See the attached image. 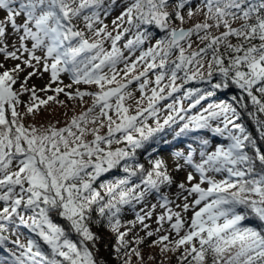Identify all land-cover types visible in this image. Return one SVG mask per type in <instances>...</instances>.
<instances>
[{"label": "snow or ice", "instance_id": "6c2138e0", "mask_svg": "<svg viewBox=\"0 0 264 264\" xmlns=\"http://www.w3.org/2000/svg\"><path fill=\"white\" fill-rule=\"evenodd\" d=\"M116 4L117 0H108L107 3L106 0H0V11L5 13L0 18V55L5 59L22 60L29 68H35L32 61L39 64L43 59L44 71H51L53 83L59 73L69 72L75 83L96 84L100 89L95 93L77 90L75 96L65 93L70 99L94 97L92 107L73 116L68 126L27 128L18 111V105L22 103L20 96L30 94L25 115L34 114L41 105L55 101L56 96L41 99L34 86H27L28 79L35 72L25 77L19 90H14L13 85L23 71L20 64L0 72V249L7 252L0 257V264H100L93 251L100 237L92 231L90 223L99 225L102 221L116 235L114 250L119 259L122 250L128 248L129 242L125 238L131 231V227L121 231L126 227L119 218L122 206L132 205L134 201L139 203L150 193H156L162 201L161 207L167 210L166 215L159 216V221L161 224L165 220L170 222L171 231L177 237L169 241V235H164L154 242L163 245L160 248L162 254L183 248L180 264L185 261L187 264H207L209 257L211 264H264V151L245 126L237 122L241 118L238 108H248L244 98L233 96L231 99L235 103L209 104L203 112L186 120L181 115L186 112L183 99L174 101L167 105L170 114L163 124L158 118L160 109L156 107L159 101L179 91L176 85L178 72H184L186 82L195 79L211 81L213 73L218 72L221 80L212 85L213 89L235 84L247 94L254 107L248 115L255 122L259 139L264 141V119L261 118L264 114V0H203L196 12L206 9L205 21L187 29L174 27L173 23H185L186 8L189 19L196 14L189 0H132L113 21L116 32L113 36L107 25H96L102 23L101 13L107 15ZM77 20H82L84 28L94 37L110 38L112 50L106 52L101 39L90 40L75 23ZM208 20L214 23H208ZM237 21L240 22L239 27H234ZM125 23L129 27H124ZM143 25H154L166 31L167 36L129 63L117 42L135 28L134 39L128 40L125 47L133 50L143 44L147 38V30L140 31ZM213 27H222L224 31L213 35L210 32ZM11 34L20 41V46L13 45L12 50L7 42ZM194 35L204 46L186 55L181 41L191 49V37ZM230 38H236L237 43H232ZM28 42H31V47H28ZM173 49L179 50V56L178 62L172 61L170 83L161 86L166 72L156 75L157 87L151 89L147 107H140L142 97L136 101V113L130 114L131 108L125 104L126 99L132 98V93L125 91L128 85L144 77L139 84L143 93L149 83L148 71L167 69ZM37 50L44 52L43 58L36 55ZM18 52L27 53L29 58L22 59ZM209 53L211 59L205 65ZM149 57L151 62L138 75L126 82L117 79L120 73L116 66L121 60L125 64L124 77H127L136 71L140 61ZM157 57L159 63L156 62ZM48 60H51L50 64ZM0 68H4L3 63H0ZM105 68L111 75L104 72ZM112 84L116 86L105 90L106 85ZM50 88L51 85H47L40 91ZM165 89H170L167 95H163ZM51 90L57 95L64 92L62 87ZM214 95L215 91L188 89L185 98L191 101L189 109H192ZM97 108L98 113L90 115ZM110 112H114L117 119H113ZM146 112L156 118L155 128L140 121ZM178 120L185 122L176 132L177 136L210 129L230 141L227 146H217L213 152H200L201 162L194 164L201 177L200 183L190 188L184 183L177 185L180 191L176 197L185 201V211L189 208L188 197H196L193 205L198 206V210L194 211L187 228L181 214L168 207L172 201L161 190L162 186L175 183L163 160H155L151 171L147 172L142 164L131 166L125 163L123 170L127 176L114 184L102 185L106 189L107 200L93 187L97 176L118 166L122 160L133 158L144 141ZM98 122V127L88 128L89 124ZM105 126L107 136L100 134V129ZM116 133H122L120 139H115ZM88 134L94 137L91 141L86 140ZM114 142H126L127 147L111 151L101 146L110 148ZM201 144L207 146L209 141L203 139ZM248 148L252 154L246 151ZM194 151L192 149L186 157V163L190 165L193 164ZM176 155L183 156V153L177 152ZM179 167L177 165V170ZM89 168L93 171H86ZM210 171L227 175L216 180L208 175ZM138 174L140 183L133 184L131 177ZM193 179L189 173L187 180L191 182ZM203 183L209 186L204 188L201 186ZM93 206L98 217L95 221L92 219ZM146 215L151 216V212ZM54 217L62 218L64 223L56 222ZM250 218L258 221V226H245L244 222ZM144 221L145 215L137 214L136 220L128 223L135 227L139 222L147 228ZM21 226L35 233L50 251L46 252L36 239H28L27 243L19 237L10 239ZM72 233L79 237L77 241L70 238ZM147 235L152 236L153 232L148 231ZM165 241H169L172 247ZM142 242V239L136 240V243ZM9 244L14 248L8 247ZM133 254L143 259L141 253L132 248L123 252L128 257L123 264H131Z\"/></svg>", "mask_w": 264, "mask_h": 264}, {"label": "rangeland", "instance_id": "374dc122", "mask_svg": "<svg viewBox=\"0 0 264 264\" xmlns=\"http://www.w3.org/2000/svg\"><path fill=\"white\" fill-rule=\"evenodd\" d=\"M108 0H106V3ZM203 0H189V4L194 12H196V9L202 5ZM132 3V0H117V4L114 5L111 9V11L105 15L103 12L101 13L100 19L102 23L97 24L96 27H103L104 25H107V30L111 31L113 33V36L116 34L114 31L115 26L113 25V21L116 20L118 16L121 15V13L126 9V7ZM171 10V9H170ZM205 12L206 9L200 12H196V14L189 19L187 17V8L184 10L185 14V23L180 24L179 21H174L173 26L174 27H183L185 29L192 27L196 23H203L206 19L205 17ZM5 13L3 11H0V18H3ZM77 23L78 27L80 29H83L86 32L87 37L90 40L94 39H101L102 40V45L103 48L106 52H110L112 50V42L110 38L107 37H94L91 32H89L87 29L84 28V23L82 20H77L75 21ZM208 23H214L211 20H208ZM240 22L237 21L233 24L234 27H239ZM124 27H129L126 23L123 25ZM148 25H143L140 28V31H145V27ZM161 31V38L157 36H152L147 33V38L145 39L143 44L137 45L134 47L133 50H130L129 48L125 47L127 44L128 40L134 39V36L137 32V29L131 28L130 31L126 34H124L121 38L120 41L117 42V47L120 49V51L123 53V57L127 59L129 63L132 61H135L137 57L141 55L142 52H145L148 50L150 47H154L156 45V42L165 36H167L166 31ZM224 31V29L221 27L220 29H216L213 27L210 29V32L213 35H219L220 32ZM9 33H11V29L9 28ZM203 35V33H201ZM232 43H237L236 38H230ZM191 40L193 41V47L189 49L187 47V43L185 41H181V44L185 48V54L188 55L191 51L193 50H198L199 47H203L204 44H202L197 36L191 37ZM8 44L10 50H12L13 45L15 47L20 46V41L14 34L9 35L8 38ZM258 43V41H256ZM28 47H31V42H28ZM18 55L22 56V59H27L28 54L27 53H17ZM36 55L41 56L42 58L44 57V52L41 50H37ZM90 55V54H89ZM179 56V50L178 49H173L171 56L168 58V70L167 69H151L147 73V79L149 81L147 87L145 88L144 92L142 93L139 89V84L143 82L145 79L144 77H141L140 81H135L131 84L128 85L127 89L125 91L131 92L132 93V98L131 99H126L125 104L126 106H130L131 112L130 114H135L136 109H137V104L136 101L141 100L143 97L142 104L140 107L146 108L148 105V100L147 97L151 95V89L153 87H157L155 84V78L156 75H158L160 72L164 71L167 74L165 75V79L161 82V86L164 84L170 83L169 76H170V69L172 67V61H177V58ZM211 59V53L205 58V65H207L208 61ZM151 62V58H147V60L140 61L137 64V69L134 73H130L127 77H124V68L125 64L124 61L121 60L117 66L116 70L120 73V75L117 77L118 80H121V82H126L128 79H131L132 76L138 75L141 71L144 70V68L147 66V63ZM157 63H159V57H157ZM0 63L4 64V68H0V72L4 71L5 69H12L14 68L17 64L21 65V68H23V71L19 73L17 83L13 85L14 90H19L21 88V84L25 80V77L28 76L29 73L35 72V75L31 76V78L28 79L27 81V86L29 88H32L33 86L37 90V95L41 99H46L47 96H56L55 101H49L47 105H41L39 107V110L36 111L34 114H29L25 115V106L29 102V93H24L20 96V100L22 103L18 105V111L21 113V122L24 124L25 127L31 128L32 126H35L38 129H44L48 128L50 126H54L56 128H64L68 126L71 122V119L73 116H78L82 112L87 111L88 108L92 107L93 103V96H85L83 99H80L78 96L74 99H70L68 95L65 93H71L73 96H75L77 90L80 92H91L95 93L98 92L99 86L96 84H85L83 82L77 84L74 82L71 73L69 72H61L59 73L58 79L56 82H52L51 80V71H44V60L42 59L39 64H37L36 61H32V63L35 65V68H29L26 65L23 64L22 60H12V59H5L3 55H0ZM47 63H51V60H48ZM104 72L108 73L111 75V72L108 68L104 69ZM206 73V71H205ZM15 75V74H14ZM178 79L176 80V85L179 86L180 82L184 79V72H178ZM185 80V79H184ZM74 83V85H72ZM51 85V88L48 91H40V89L45 88V86ZM115 84L112 85H106L105 90L109 87H115ZM57 87H62L64 88V92L59 93L58 95L52 91L51 89H55ZM169 89H165V93H167ZM178 92V91H177ZM167 95V94H166ZM183 99V105L184 108L186 109L185 113H182L181 115L185 116V120L187 117L197 115L205 108H207V104L201 107V109H197L194 111L195 108L189 109V104L191 103L190 100L186 99L185 96H182L181 94H174L170 97H168L165 100L159 101L156 105L157 108L160 109L158 113V118L162 124L164 119L169 113V110L167 109L168 104H172L174 101H179ZM62 102V103H60ZM113 103H115V98L112 100ZM99 109L97 108L95 112H93L90 115H96L98 113ZM110 115L113 116V119H117L115 116L114 112H110ZM174 115V113H173ZM145 117L147 119L145 120ZM140 121H144L147 125L155 128L156 127V118L149 116V114L146 112L144 116L140 117ZM117 122H119L117 120ZM106 124V122H105ZM99 122L96 125H88V128L91 129L92 127H98ZM115 127V125H113ZM75 130V129H74ZM107 126L103 127L100 129V134L107 136ZM122 136V133H116L115 134V139H120ZM94 137L90 134L86 135V140L91 141ZM229 142H214L210 143L209 146L206 148L198 149V151L193 152V164H188L186 163V157L188 153L191 151L189 148H183L180 153H183V156H177L176 153H167L162 157L161 160L164 161L167 171L169 174L173 177L175 183L171 186H162V192L168 195L169 199L172 201L171 204H169L168 207L172 209L173 212H179L181 214V217L185 221V228H187L188 224L190 223L194 211L198 210V206L193 205V201L196 198L195 195L189 196L188 200L186 201L189 204V208L187 211L183 209V204L185 201L183 198L177 199L176 194L180 190L178 189L177 185L179 183H184L185 187L190 188L193 184L200 183L201 177L200 174L195 170L194 164L201 162V156L200 152L201 151H206V152H213L216 150L217 146L219 145H224L227 146ZM104 147L106 150H111L115 151L116 149L119 148H126V142H121V143H113L110 148L107 145H101ZM185 155V156H184ZM95 160V157H93ZM122 162V161H121ZM177 165H179V170H177ZM86 171H93V169L89 168ZM191 173L194 179L189 182L187 180L188 174ZM208 175L216 180H221L224 179L227 175V173H215V172H208ZM87 179V177H85ZM124 177L120 178L123 179ZM120 179H107L105 183L102 185H108V184H114L116 181ZM133 184H139V182H132ZM100 186V189H96L100 191L101 195L106 197L107 200V193L106 189L104 187ZM131 184L129 185V187ZM204 188H207L209 185L207 183H203L201 185ZM184 195H187V193H184ZM2 204V202H0ZM162 201L159 199V196L156 193H150L145 196V198L137 203L133 202L132 205H124L122 206V211L119 214V218L121 220L122 225H125L126 227H122L121 231L127 230L128 227H131V231L128 234L134 235V240L136 238H140L142 240H145L146 242H151L149 246H147L144 249V255L143 259L141 260L139 257H137V260L135 264H178L179 263V257L181 256L183 252V248H181L177 252H167V253H161L160 247L158 245H155L154 242L158 240L161 236L164 235H169V241H172L176 239V234L174 231H171L170 227V222L165 220L162 224L159 221V216L160 215H166V209L161 207ZM153 205H155V208H153ZM151 212V216H147L146 213ZM137 214L140 215H145V221L144 223L148 226L145 228L143 225H141L139 222L136 223L135 227H132L128 222L129 221H134L136 220ZM174 222V220H173ZM151 231L153 232L152 236H148L147 232ZM181 235H183V231L181 232ZM19 239L26 243L27 238L21 234H13V240ZM169 241H165L166 244L169 245V247H172L171 243ZM130 246V244H129ZM128 246V247H129ZM130 248V247H129ZM150 257H154V259H149ZM207 264H211V257H209Z\"/></svg>", "mask_w": 264, "mask_h": 264}, {"label": "trees", "instance_id": "16d2710c", "mask_svg": "<svg viewBox=\"0 0 264 264\" xmlns=\"http://www.w3.org/2000/svg\"><path fill=\"white\" fill-rule=\"evenodd\" d=\"M145 30H147V33L152 36H157L161 38V31L159 28H157L154 25H148L145 27ZM221 51L223 52V48H221ZM227 63V60H226ZM160 69V68H158ZM161 70V69H160ZM168 70V69H167ZM206 76V73H205ZM221 80V76L218 72L213 73V77L211 81L208 79H195L191 81H185L184 79L179 86V91L173 93L174 94H181L182 96H185L188 89H200L203 91H215L216 95L209 97L206 100L201 101V104L197 105L194 109L196 111L197 109H201L204 105L207 104H216L220 103L222 101H228L230 103H235L232 101V97L236 96L237 98L243 97L244 102L248 104L247 109H239L240 112V120L237 121L238 123H242L246 130L251 133V135L257 139V144L261 148L262 151H264V141H261L258 137V133L256 130V125L253 119L248 115L249 111H253L254 107L251 105L250 98H248L247 94L237 87L235 84H230L228 88H221V89H213L212 85L219 82ZM74 85V83H72ZM170 91V89L168 90ZM167 91V92H168ZM255 91V90H254ZM165 93L164 95H166ZM259 95V93H255ZM187 99V98H186ZM264 99V97H262ZM189 100V99H188ZM261 118L264 119V114L261 115ZM185 121H179L176 124L166 125L164 126L163 130L160 132L154 133L149 139L143 142V146L136 150L135 156L133 158L122 160L120 164L114 168L109 169L106 172L101 173L99 176L96 177V179L93 181V187L95 189H100V186L105 183L107 179H120L122 177L127 176V173L124 172L123 166L125 163L135 166L137 164H142L144 166L145 171H151L152 169V163L157 159H162L165 154L167 153H177L181 151L183 148H189V149H195V151H198V149L206 148L210 145V143L214 142H229L226 137L219 136L213 132H211L210 129H203V130H197L193 132H188L182 135L177 136L176 132L179 131L180 126ZM215 124V122H213ZM163 124V122H162ZM203 139H207L209 141V144L207 146H204L201 144V141ZM246 151H249V154H252V150L250 148L246 149ZM185 156V155H184ZM259 168V165H257ZM141 179V176L138 174L135 177H131L132 182H139ZM103 196V195H102ZM105 197V196H104ZM106 200V197H105ZM97 213L95 211V206H93V212H92V219L95 221L97 219ZM54 220L58 223H64L62 218L60 217H54ZM245 226H258V221H256L254 218H250L249 220L244 222ZM90 227L92 231L97 234L100 237L99 242L93 248V251L96 255V258L98 261H100V264H123L124 259H128V257L123 255L124 251H131L132 248H136L140 253L141 256L145 257L144 255V249L150 245L151 242H146L145 240H142V243H136L137 239L134 240V235L128 234L125 238L129 244L127 249H123L120 258H117V254L114 250V246L116 244V235L112 233L106 226V222L102 221L101 224L96 223H90ZM17 234H21L25 236L28 239H36L39 241V237L35 235V233H32L29 229L21 226L17 232ZM133 237V238H132ZM70 238L74 241H77L79 239L78 236H76L75 233H72L70 235ZM10 239H14L13 235H11ZM41 243L42 248L48 252L50 251L46 245L43 244L42 241H39ZM27 243V241H26ZM165 243V242H164ZM155 244V243H154ZM166 244V243H165ZM156 245V244H155ZM91 247V245H89ZM163 245H158V247H162ZM8 247H13L14 245L9 244ZM7 255V252L3 249H0V257ZM190 259V258H189ZM137 260V256L134 254L131 256V264H135ZM180 264V261L179 263ZM184 264H187V261L184 262Z\"/></svg>", "mask_w": 264, "mask_h": 264}]
</instances>
